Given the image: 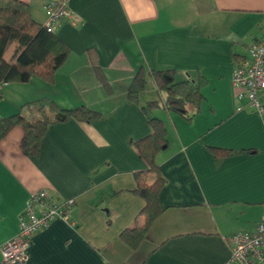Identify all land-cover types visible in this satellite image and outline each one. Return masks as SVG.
I'll list each match as a JSON object with an SVG mask.
<instances>
[{"label":"crops","instance_id":"1","mask_svg":"<svg viewBox=\"0 0 264 264\" xmlns=\"http://www.w3.org/2000/svg\"><path fill=\"white\" fill-rule=\"evenodd\" d=\"M20 1L42 25L51 0ZM68 7L77 21L54 30L71 50L54 83L2 85L0 118L43 97L102 116L48 126L36 157L22 153L21 127L0 141V248L17 234L30 197L45 191L74 200L70 224L56 220L34 234L25 264H230L229 239L252 232L264 212V112L238 111L231 83L235 63L264 35V0H69ZM140 68L174 70L178 81L201 74L206 85L193 121L152 113L164 114L154 115L167 138L156 157L161 213L131 247L121 235L142 223L134 173L147 168L131 142L150 135L140 105L156 100L145 90L140 105L127 100Z\"/></svg>","mask_w":264,"mask_h":264},{"label":"trees","instance_id":"2","mask_svg":"<svg viewBox=\"0 0 264 264\" xmlns=\"http://www.w3.org/2000/svg\"><path fill=\"white\" fill-rule=\"evenodd\" d=\"M70 53V48L54 32H48L33 19L26 3L0 0V87L26 84L33 77L53 84L56 72L66 63ZM92 68L99 82L107 88L108 82L101 68L97 64ZM148 80L163 97L161 101L140 105V95L146 89ZM205 85L206 80L201 74L195 81H178L174 70L148 71L140 68L127 89V100L140 105L151 130L147 137L131 142L147 166L145 170L134 173L133 192L144 202L138 215L142 223L139 227L125 230L121 235L131 247L143 240L161 213L158 196L164 179L156 157L166 147L167 138L164 122L152 113L162 110L179 115L188 122L193 121L200 113L203 102L201 90ZM101 116L100 112L86 106L64 109L43 97L28 101L16 113L0 118V141L14 127H21L24 134L20 149L26 157H36L48 126L68 120L88 123Z\"/></svg>","mask_w":264,"mask_h":264},{"label":"built area","instance_id":"3","mask_svg":"<svg viewBox=\"0 0 264 264\" xmlns=\"http://www.w3.org/2000/svg\"><path fill=\"white\" fill-rule=\"evenodd\" d=\"M69 0H51L44 6L45 21L42 27L48 32L65 19H72ZM73 22L77 21L73 18ZM231 83L237 90L236 100L243 105L238 111L248 108L264 112V35L248 47L246 57L237 61L231 76ZM74 200L59 202L45 191L34 193L19 218L17 234L1 248L2 264H25L31 238L53 221L70 224V213ZM230 264H260L264 255V212L260 221L250 233L238 232L229 239Z\"/></svg>","mask_w":264,"mask_h":264},{"label":"rangeland","instance_id":"4","mask_svg":"<svg viewBox=\"0 0 264 264\" xmlns=\"http://www.w3.org/2000/svg\"><path fill=\"white\" fill-rule=\"evenodd\" d=\"M158 92L159 91H157L154 87H152L151 81L148 80L147 87H146L145 91L143 92L142 96H144V98L149 97L148 99H156L157 101H159ZM154 114H158L161 117L164 116V114L160 111H156ZM154 114H153V116H155Z\"/></svg>","mask_w":264,"mask_h":264}]
</instances>
